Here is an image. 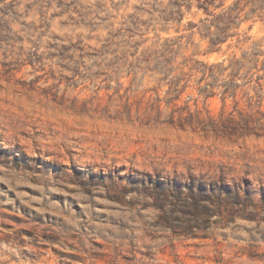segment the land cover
Wrapping results in <instances>:
<instances>
[{
    "label": "rangeland",
    "instance_id": "obj_1",
    "mask_svg": "<svg viewBox=\"0 0 264 264\" xmlns=\"http://www.w3.org/2000/svg\"><path fill=\"white\" fill-rule=\"evenodd\" d=\"M158 2L0 0V264H264V136L163 124L153 84L121 78L122 46L159 37L241 55L167 34Z\"/></svg>",
    "mask_w": 264,
    "mask_h": 264
},
{
    "label": "trees",
    "instance_id": "obj_2",
    "mask_svg": "<svg viewBox=\"0 0 264 264\" xmlns=\"http://www.w3.org/2000/svg\"><path fill=\"white\" fill-rule=\"evenodd\" d=\"M166 1L167 4L158 2L160 10L153 6L152 14H157L164 26H168L167 34L173 28L179 34L184 26V30L193 31V36L199 35L207 43L204 55L207 58L220 53L224 46L228 50L235 47L241 55L233 53L215 62L185 57L181 55L180 39L159 37L151 45L144 40L122 46L118 58V70L123 69L124 75L121 78H131L141 85L153 84L147 91L158 95L153 104L160 108L164 101L166 108L171 109L163 124L204 132L211 130L225 138L264 136V39L252 41L253 38L242 30L244 24L251 23L249 30L256 23L264 25V0L260 6L252 4V0H236L229 5L228 0ZM194 2L198 3V12H203L205 18L199 23L184 24L186 13L192 11ZM79 50L84 53L83 49ZM84 54L80 57L84 58ZM160 92H164L167 99H160ZM194 93L197 96L191 95ZM186 95L188 100L180 107L178 103ZM214 99L222 103L218 118L208 109L206 114L199 109L201 102L207 108Z\"/></svg>",
    "mask_w": 264,
    "mask_h": 264
}]
</instances>
